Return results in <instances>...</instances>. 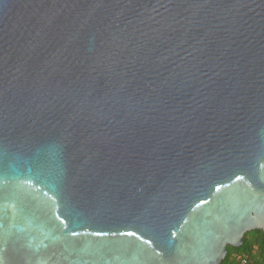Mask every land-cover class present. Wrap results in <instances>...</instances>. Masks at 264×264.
<instances>
[{"label":"water","instance_id":"water-1","mask_svg":"<svg viewBox=\"0 0 264 264\" xmlns=\"http://www.w3.org/2000/svg\"><path fill=\"white\" fill-rule=\"evenodd\" d=\"M255 229L264 0H0V264H220Z\"/></svg>","mask_w":264,"mask_h":264},{"label":"trees","instance_id":"trees-1","mask_svg":"<svg viewBox=\"0 0 264 264\" xmlns=\"http://www.w3.org/2000/svg\"><path fill=\"white\" fill-rule=\"evenodd\" d=\"M235 253L247 254L250 264H264V232L260 229L247 232L240 247H227V255L220 264H238L232 257Z\"/></svg>","mask_w":264,"mask_h":264},{"label":"built area","instance_id":"built-area-1","mask_svg":"<svg viewBox=\"0 0 264 264\" xmlns=\"http://www.w3.org/2000/svg\"><path fill=\"white\" fill-rule=\"evenodd\" d=\"M232 257L238 262V264H250L251 259L247 254H238L235 253Z\"/></svg>","mask_w":264,"mask_h":264},{"label":"snow or ice","instance_id":"snow-or-ice-1","mask_svg":"<svg viewBox=\"0 0 264 264\" xmlns=\"http://www.w3.org/2000/svg\"><path fill=\"white\" fill-rule=\"evenodd\" d=\"M238 179H239V177H238ZM217 190H219V189H217ZM202 203H203V201H202ZM74 235H75V233H74Z\"/></svg>","mask_w":264,"mask_h":264}]
</instances>
